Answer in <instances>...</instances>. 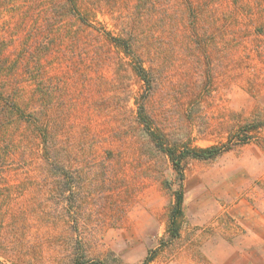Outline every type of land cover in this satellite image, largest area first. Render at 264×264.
<instances>
[{"label":"rangeland","instance_id":"rangeland-1","mask_svg":"<svg viewBox=\"0 0 264 264\" xmlns=\"http://www.w3.org/2000/svg\"><path fill=\"white\" fill-rule=\"evenodd\" d=\"M0 70V264H264V0H0Z\"/></svg>","mask_w":264,"mask_h":264},{"label":"trees","instance_id":"trees-1","mask_svg":"<svg viewBox=\"0 0 264 264\" xmlns=\"http://www.w3.org/2000/svg\"><path fill=\"white\" fill-rule=\"evenodd\" d=\"M231 15H237L238 11L235 9L230 10ZM113 44L115 46L120 47L122 51H124L126 54L130 56V58L133 60V70L135 74L144 81L146 84L147 88L151 87V81H152V76L149 70H146L141 63L135 62L137 60L136 57L133 55V52L130 50V44L126 39H120L119 37H113ZM117 47V48H118ZM1 71L0 70V76H1ZM6 74V73H5ZM39 76V75H38ZM40 86L39 84L37 87ZM38 91L41 94H44V98L48 95L47 92L44 93L43 89H40L38 87ZM148 93V92H147ZM146 94V93H145ZM0 96H2V93L0 92ZM148 96V95H147ZM146 95H143V98H145ZM3 98V97H1ZM1 100V99H0ZM6 105H9V109L15 111L16 113H19V115H22V110L24 109L22 106H19L16 104L14 101H6L4 99L3 101ZM138 108H137V118L138 121L143 124V126L146 128L148 131V134L151 138V141L156 145L161 151L165 152V154L169 157V160L172 164V169L175 171L178 179L181 181L183 179V170L181 166V160L185 158H195V159H208L211 158L219 153L220 148L217 146H209V147H202V148H190V149H183L182 151H177L174 147H164L162 143V134L155 131L154 129L150 128V122L148 121V116L145 113L144 110V104L143 102H137L136 103ZM1 106V105H0ZM4 107V106H2ZM259 127V125H256V128ZM46 132V128H44ZM44 130L41 132V135L43 134ZM249 132V130L247 131ZM182 202H183V193L182 190L176 189L174 190V203L171 207L170 213H169V221L167 225V230L169 232V235L172 238H175L178 236L179 233V219L182 217ZM153 256L146 257L140 264H149L151 260H153ZM76 264H103L98 260H88V259H76L75 260Z\"/></svg>","mask_w":264,"mask_h":264}]
</instances>
